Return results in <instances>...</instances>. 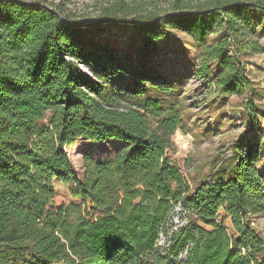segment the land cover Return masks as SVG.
Here are the masks:
<instances>
[{
    "label": "trees",
    "instance_id": "16d2710c",
    "mask_svg": "<svg viewBox=\"0 0 264 264\" xmlns=\"http://www.w3.org/2000/svg\"><path fill=\"white\" fill-rule=\"evenodd\" d=\"M246 1L173 0L144 12L113 0L97 18L130 19L142 33L127 56L60 5L0 0V264H264V235L251 226L264 215L262 140L242 136L215 178L190 186L166 156L178 114L145 97L146 85L173 91L169 68L149 64L176 32L192 38L221 97L241 95L249 82L235 57L263 52L253 12L264 14V0ZM76 139L125 146L84 157L79 180L65 152ZM177 206L187 223L157 247Z\"/></svg>",
    "mask_w": 264,
    "mask_h": 264
},
{
    "label": "rangeland",
    "instance_id": "374dc122",
    "mask_svg": "<svg viewBox=\"0 0 264 264\" xmlns=\"http://www.w3.org/2000/svg\"><path fill=\"white\" fill-rule=\"evenodd\" d=\"M39 1L45 2L46 6L60 5L67 13L75 16L80 25L99 24L102 31L95 32L93 37L108 42L127 56L141 47L142 33L128 23L131 22L130 19L112 22L97 18L101 8L113 0ZM172 1L125 0L130 6L142 8L144 12H162ZM246 2L252 3L253 0ZM253 15L260 23L256 32L263 52L249 57H235L244 67L245 77L249 82L241 95L221 97L216 92L211 77L207 78L199 72V49L189 35L176 32L172 41L162 39L158 51L150 61L152 70H170L168 78L172 82L173 91L165 95L146 85L145 97L164 98L169 108L178 114L180 123L171 136V146L166 156L182 171L190 186L215 178L230 160L233 144L244 135L262 140L256 167L264 179V14L255 11ZM214 38L212 35L211 40ZM171 53L173 56L169 58L168 54ZM124 146V143L118 141L93 143L76 139L65 148V152L77 178L82 180L85 174L84 157L95 162L109 159ZM172 216L174 226H180L188 219L180 207H175ZM255 221V229L264 235V215Z\"/></svg>",
    "mask_w": 264,
    "mask_h": 264
},
{
    "label": "built area",
    "instance_id": "2783aa9c",
    "mask_svg": "<svg viewBox=\"0 0 264 264\" xmlns=\"http://www.w3.org/2000/svg\"><path fill=\"white\" fill-rule=\"evenodd\" d=\"M180 172L182 173L181 170H180ZM177 207H180V206H177ZM173 218H174V216H172V219ZM255 222H256L255 219H251V226L254 227V228L256 227ZM169 223H170L169 231H168L169 233L167 235L161 234L159 236L157 247H160V248L167 247L168 246V237L173 232L177 231L181 226L185 225L187 222L182 223L180 226L179 225L178 226L177 225L174 226V224L171 221ZM191 247H192V244H189L183 249V251L180 253V255L178 257L179 261H182V260L186 259Z\"/></svg>",
    "mask_w": 264,
    "mask_h": 264
},
{
    "label": "water",
    "instance_id": "95a60500",
    "mask_svg": "<svg viewBox=\"0 0 264 264\" xmlns=\"http://www.w3.org/2000/svg\"><path fill=\"white\" fill-rule=\"evenodd\" d=\"M81 27H85V25H80Z\"/></svg>",
    "mask_w": 264,
    "mask_h": 264
}]
</instances>
